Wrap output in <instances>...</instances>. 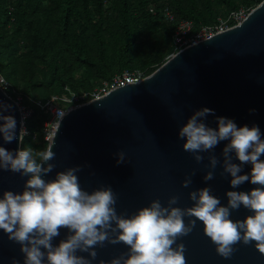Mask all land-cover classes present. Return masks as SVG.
<instances>
[{
  "label": "water",
  "instance_id": "1",
  "mask_svg": "<svg viewBox=\"0 0 264 264\" xmlns=\"http://www.w3.org/2000/svg\"><path fill=\"white\" fill-rule=\"evenodd\" d=\"M7 105L11 107H3ZM205 107L214 110V114L202 118L209 127L218 128L217 117L223 116L238 127L258 126L264 139V0L240 23L170 54L141 81L119 86L69 109L47 142L46 150L54 140L52 150L56 156L49 162L55 167L43 178L51 180L59 171L80 166V186L89 192L110 186L117 196V212L125 216L154 199L167 205L173 195L180 197L177 206H192L189 193L204 187H210L221 204L227 205V191H250L257 185L248 181L232 189L231 175L221 174L223 148L229 141H221L212 153H201L205 158L200 163L192 153L183 150L186 138L179 139V129ZM0 111L14 116L17 122L16 139L8 143L0 134V146L9 151L20 150L19 105L1 86ZM119 151L125 153V161L118 164ZM211 154L219 158L220 164L214 170V179L205 181V174L211 170ZM231 155L234 163H240L234 152ZM251 168L250 163L244 164L241 174H250ZM193 170L191 185L183 187V180ZM28 178L0 170V196L4 190L21 192ZM251 214L241 206L232 212L231 218L244 219ZM188 219L185 217L186 222ZM203 227L197 221L189 235L177 240L186 246V264H264V254L256 249L255 242H240L234 246L231 258L221 257ZM67 235V229H60L53 244L58 245ZM96 251L92 264L110 261L127 253L128 248L123 243L113 245L106 241ZM13 260L24 264V254L20 245L0 230V264H13Z\"/></svg>",
  "mask_w": 264,
  "mask_h": 264
},
{
  "label": "clouds",
  "instance_id": "2",
  "mask_svg": "<svg viewBox=\"0 0 264 264\" xmlns=\"http://www.w3.org/2000/svg\"><path fill=\"white\" fill-rule=\"evenodd\" d=\"M6 82L0 78V85ZM209 114H214V110L207 107L197 110L178 135L181 140L186 138L183 150L192 153L197 163L205 158L201 153H212L221 141H229L223 148L221 174L231 175L232 189L248 181L257 187L250 191H227V205L221 204L210 187H204L189 193L192 206H177L180 197L173 195L167 205L154 199L148 206L125 216L117 212V196L110 186L91 192L80 186L77 175L82 170L80 166L59 171L51 180L43 178L55 167L49 162L56 156L53 140L47 150L38 153L39 162L31 149L9 151L0 146V170L29 177L21 192L4 190L0 196V230L20 245L24 264H92L97 257L96 247H102L106 241L113 245L123 243L128 251L99 264H186V246L177 240L189 235L197 221L202 222L204 234L225 259L232 257L234 246L240 242L245 245L255 242L256 249L264 254V159H261L264 139L260 128L238 127L223 116L217 117L218 128H212L202 119ZM0 121L3 140L11 143L16 139V120L0 111ZM24 135L21 130V141ZM233 152L240 163L233 162ZM116 155L118 164L125 161L123 151ZM208 160L211 170L205 174V181L214 179V170L220 164L214 154ZM247 163L252 165L250 174H241ZM193 175L195 170L183 180V187L191 185ZM241 206L253 214L232 219V212ZM185 217L189 218L187 222ZM62 228L68 230L67 237L58 245L53 244ZM13 264L20 262L13 260Z\"/></svg>",
  "mask_w": 264,
  "mask_h": 264
},
{
  "label": "trees",
  "instance_id": "3",
  "mask_svg": "<svg viewBox=\"0 0 264 264\" xmlns=\"http://www.w3.org/2000/svg\"><path fill=\"white\" fill-rule=\"evenodd\" d=\"M214 1L224 13L217 15L210 0H0V73L11 85L6 93L14 98L22 87L24 103L33 105L20 149H29L35 137L46 144L47 115L30 99L46 100L66 88L93 90L125 69L148 75L174 51L178 21L190 20L197 30L262 0ZM164 6L174 21H166Z\"/></svg>",
  "mask_w": 264,
  "mask_h": 264
},
{
  "label": "built area",
  "instance_id": "4",
  "mask_svg": "<svg viewBox=\"0 0 264 264\" xmlns=\"http://www.w3.org/2000/svg\"><path fill=\"white\" fill-rule=\"evenodd\" d=\"M252 8L241 6L238 9L231 10L225 16L218 17L215 22L201 25L197 30H194L193 23L190 20L182 19L178 21L173 35L174 51L172 53L186 46L196 44L201 40L212 37L214 34L222 32L227 28L240 23ZM162 11L166 21L172 22L175 20V16L168 6H164ZM145 76L147 75L142 69H125L114 74L111 78L102 81V83L93 90L76 92L66 88V92L61 93L60 95H52L46 100L30 99L32 104L37 106L47 115L42 129L44 140L46 142L50 141L59 119L69 109L79 106L87 101L97 99L106 94L108 91L118 88L119 86L139 82ZM0 78L6 80L1 73ZM0 86L5 91L6 89L11 88L8 81L5 85ZM14 94V99L19 105L21 113L22 130L25 134H27L28 131L25 127V121L32 115L33 105L24 103L23 95L19 94V92L14 90ZM62 105H65V107ZM62 113L63 115H61Z\"/></svg>",
  "mask_w": 264,
  "mask_h": 264
},
{
  "label": "rangeland",
  "instance_id": "5",
  "mask_svg": "<svg viewBox=\"0 0 264 264\" xmlns=\"http://www.w3.org/2000/svg\"><path fill=\"white\" fill-rule=\"evenodd\" d=\"M211 2H212V7H213V9L215 10V12L217 13V15L218 14H222V13H224L225 12V8H224V6L223 5H218L214 0H210ZM201 3V2H200ZM201 5H203L202 3L200 4V6ZM239 5H243V4H239ZM19 88V94H21V95H23L22 93H24L23 92V88L22 87H18ZM22 92V93H21ZM63 107H65V105H62ZM37 126V125H36ZM38 132H39V126H37L36 128H35V131H34V137L35 136H37V134H38ZM46 147H47V142H46V144H40L38 141H37V137H35V141H34V143H33V145L29 148V149H31L32 150V152H33V154L34 155H36L42 148L43 149H46ZM42 149V150H43ZM37 158V157H36Z\"/></svg>",
  "mask_w": 264,
  "mask_h": 264
}]
</instances>
